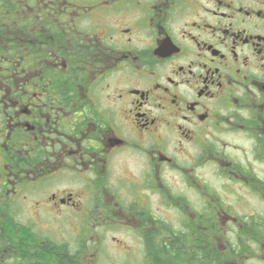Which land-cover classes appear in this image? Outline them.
Returning a JSON list of instances; mask_svg holds the SVG:
<instances>
[{"label": "flooded vegetation", "instance_id": "1", "mask_svg": "<svg viewBox=\"0 0 264 264\" xmlns=\"http://www.w3.org/2000/svg\"><path fill=\"white\" fill-rule=\"evenodd\" d=\"M94 262L264 264V0H0V264Z\"/></svg>", "mask_w": 264, "mask_h": 264}, {"label": "rangeland", "instance_id": "2", "mask_svg": "<svg viewBox=\"0 0 264 264\" xmlns=\"http://www.w3.org/2000/svg\"><path fill=\"white\" fill-rule=\"evenodd\" d=\"M71 236H72V233H71ZM116 252H113V254H115ZM93 264H95V262L93 263Z\"/></svg>", "mask_w": 264, "mask_h": 264}]
</instances>
